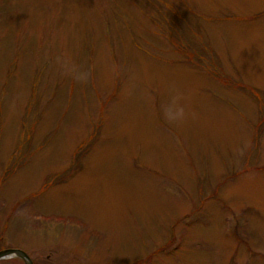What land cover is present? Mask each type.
Returning a JSON list of instances; mask_svg holds the SVG:
<instances>
[{"label": "rangeland", "instance_id": "rangeland-1", "mask_svg": "<svg viewBox=\"0 0 264 264\" xmlns=\"http://www.w3.org/2000/svg\"><path fill=\"white\" fill-rule=\"evenodd\" d=\"M175 90L181 124L163 113ZM9 247L34 264H264V0H0Z\"/></svg>", "mask_w": 264, "mask_h": 264}, {"label": "clouds", "instance_id": "clouds-1", "mask_svg": "<svg viewBox=\"0 0 264 264\" xmlns=\"http://www.w3.org/2000/svg\"><path fill=\"white\" fill-rule=\"evenodd\" d=\"M66 75H72V79L76 83L86 84L88 83L91 73L90 72H79L75 74L65 73ZM186 97L179 90H175L174 94L170 98V102L166 107H163L164 118L169 123L181 124L185 121L187 113L184 105L181 101L185 100ZM234 155L242 157L245 154V147H236L233 149Z\"/></svg>", "mask_w": 264, "mask_h": 264}, {"label": "water", "instance_id": "water-1", "mask_svg": "<svg viewBox=\"0 0 264 264\" xmlns=\"http://www.w3.org/2000/svg\"><path fill=\"white\" fill-rule=\"evenodd\" d=\"M10 257H19L25 264H34L32 257L22 248L9 247L0 250V260Z\"/></svg>", "mask_w": 264, "mask_h": 264}]
</instances>
